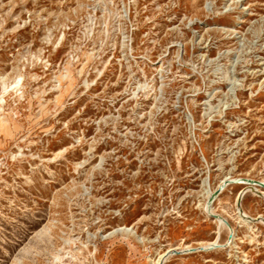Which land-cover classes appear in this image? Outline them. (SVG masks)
<instances>
[{"label":"rangeland","instance_id":"obj_1","mask_svg":"<svg viewBox=\"0 0 264 264\" xmlns=\"http://www.w3.org/2000/svg\"><path fill=\"white\" fill-rule=\"evenodd\" d=\"M164 253L264 264V0H0V264Z\"/></svg>","mask_w":264,"mask_h":264},{"label":"bare ground","instance_id":"obj_2","mask_svg":"<svg viewBox=\"0 0 264 264\" xmlns=\"http://www.w3.org/2000/svg\"><path fill=\"white\" fill-rule=\"evenodd\" d=\"M228 181V180H227ZM233 181V180H232ZM222 188V190L221 191H223L224 189H225V187H226V182L224 183V184H220L219 185V187L218 188ZM215 191H216V189L215 190H213L210 194H209V197H208V199H207V202L205 203L206 204V211L207 212H211V208H212V206H211V204H210V201H209V199H210V197L215 193ZM217 198V197H216ZM215 198V199H216ZM239 205V204H238ZM213 211V210H212ZM244 214V213H243ZM216 217H219V218H217L218 219V222H219V224H220V226L221 227H223V226H225L226 225V223L224 222V220L222 219V217L221 216H219V215H215ZM245 216V215H244ZM214 245V244H213ZM211 245L210 244H204V245H202L201 247H203V248H208V247H210ZM167 253V252H166ZM166 255L167 254H165L164 253V255L162 254L161 256H160V258L156 261V263L155 264H162V262H163V260L165 259V257H166Z\"/></svg>","mask_w":264,"mask_h":264},{"label":"water","instance_id":"obj_3","mask_svg":"<svg viewBox=\"0 0 264 264\" xmlns=\"http://www.w3.org/2000/svg\"><path fill=\"white\" fill-rule=\"evenodd\" d=\"M233 181H235V180H233ZM233 181L232 180H228L226 182L227 183H231ZM236 181H239V180H236ZM221 190H222L221 187L216 189L215 193L209 199L210 204H212L214 202L215 198L220 194ZM238 204L240 205V200H238ZM231 237H232V235H231ZM176 253H180V251H176Z\"/></svg>","mask_w":264,"mask_h":264}]
</instances>
